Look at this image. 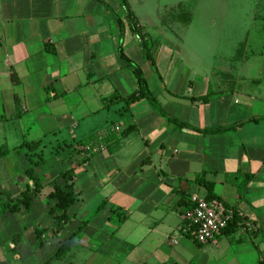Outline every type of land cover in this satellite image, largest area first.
<instances>
[{
	"label": "crops",
	"instance_id": "1",
	"mask_svg": "<svg viewBox=\"0 0 264 264\" xmlns=\"http://www.w3.org/2000/svg\"><path fill=\"white\" fill-rule=\"evenodd\" d=\"M126 5L0 0V206L31 187L32 162L43 186L29 211L0 214V264H264V67L177 60L170 28ZM120 45L157 107L122 102L137 82ZM69 170L76 198L59 229L48 196ZM201 178L240 220L206 245L182 232L192 199L207 197Z\"/></svg>",
	"mask_w": 264,
	"mask_h": 264
},
{
	"label": "rangeland",
	"instance_id": "2",
	"mask_svg": "<svg viewBox=\"0 0 264 264\" xmlns=\"http://www.w3.org/2000/svg\"><path fill=\"white\" fill-rule=\"evenodd\" d=\"M126 2L141 20L157 21V25L170 28L175 39L169 43L176 51L177 60L184 63L189 61L193 65L200 63L208 70L229 60L234 62L236 58L246 60L249 69L256 66L255 70H260L264 67V0ZM235 52L237 57L233 56ZM243 52L246 54L243 55ZM165 58L164 55L161 57V63ZM218 58L220 61H214ZM251 73L254 74V71Z\"/></svg>",
	"mask_w": 264,
	"mask_h": 264
},
{
	"label": "trees",
	"instance_id": "3",
	"mask_svg": "<svg viewBox=\"0 0 264 264\" xmlns=\"http://www.w3.org/2000/svg\"><path fill=\"white\" fill-rule=\"evenodd\" d=\"M124 3V7L127 8L126 1L122 0ZM127 19L130 21V29L133 35H135L140 42V47L141 50L144 52V57L148 61H152V58L149 54V48H148V43L144 38V35L141 34L140 29L138 28L137 22L135 21V17L131 14L128 13ZM118 26L119 29L123 30V23L120 19L117 18ZM119 58L121 61L125 62L128 67H130L133 70L134 77L137 82V90L128 98L123 99L122 102L125 103L126 106L133 105L137 102H140L142 100H147L149 101L153 106L157 107V101L149 91L147 82L143 76V73L141 69L136 66L133 62L129 61L123 54L122 52V47L120 45L119 47ZM198 101L205 102L206 98H201L198 99ZM112 100H109L107 102L110 104ZM159 111L163 114V112L159 109ZM164 115V114H163ZM169 122L175 123L174 120L168 119ZM178 127H181V125L177 124ZM241 125H238L236 127H233L231 129H216L213 131H205L204 133H210V134H218L222 133L225 131H233L236 130L238 127ZM132 131V128H129L125 132L121 134L122 137H125ZM83 143H79L78 146H82ZM25 147L29 151H33L37 149L38 143H30V144H25ZM7 154L6 149H0V158L5 156ZM39 163H31L30 167L28 170L25 172V176L31 181V187L28 188L26 191L22 193V197L19 201L12 203L10 200H8L5 204L0 206V214L1 213H17L21 211H29L31 208V205L35 198L40 195L42 192L43 186L41 185L40 181L36 177L34 173V166L38 165ZM250 178V177H247ZM59 180L63 181V184L58 185L55 183L52 184V192L49 194L48 198L52 202L48 213L51 215L59 225V229L65 225L68 221L69 218L67 217V210L73 205L76 195L74 191V183H73V170L66 171L64 173H61L59 176ZM197 183L199 186H202L206 191H207V197L206 201H214L217 200L213 194V186L211 183L206 182L203 178L197 180ZM239 218L237 215L234 213V216L232 220L228 223V227H232V230H234L238 223ZM225 229V231H227ZM70 244L64 245L60 248L59 252L55 256V258H60L65 256V254L69 250ZM48 264V263H47Z\"/></svg>",
	"mask_w": 264,
	"mask_h": 264
},
{
	"label": "built area",
	"instance_id": "4",
	"mask_svg": "<svg viewBox=\"0 0 264 264\" xmlns=\"http://www.w3.org/2000/svg\"><path fill=\"white\" fill-rule=\"evenodd\" d=\"M116 131L119 129L117 128ZM192 203V209L186 216L187 223L182 232L201 245L215 242L227 228L234 212L218 200L206 201L194 197Z\"/></svg>",
	"mask_w": 264,
	"mask_h": 264
}]
</instances>
